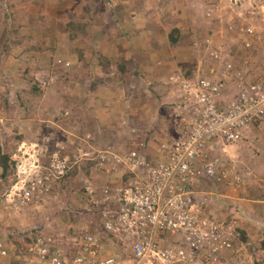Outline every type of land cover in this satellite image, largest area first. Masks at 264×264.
<instances>
[{"label":"rangeland","instance_id":"374dc122","mask_svg":"<svg viewBox=\"0 0 264 264\" xmlns=\"http://www.w3.org/2000/svg\"><path fill=\"white\" fill-rule=\"evenodd\" d=\"M228 63L264 67V0H0V236L101 234L129 180L118 159L166 156L193 113L181 78ZM246 136L214 146L217 177L196 189L223 260L264 264V122ZM55 150L68 175L15 199L31 154Z\"/></svg>","mask_w":264,"mask_h":264},{"label":"built area","instance_id":"2783aa9c","mask_svg":"<svg viewBox=\"0 0 264 264\" xmlns=\"http://www.w3.org/2000/svg\"><path fill=\"white\" fill-rule=\"evenodd\" d=\"M233 66L212 67V76L181 78L185 98L194 103L192 115L162 159L136 151L118 159L129 169V180L114 208L102 215L101 234L74 233L65 243L40 233L33 242L0 236V264H229L220 249L230 247V239L196 187L217 177L215 145L235 144L264 122V67L256 74L250 65ZM31 158L32 171L21 169L23 177L13 186L15 199L39 197L50 177L64 178L71 169L59 151L47 162L40 154ZM111 243L121 249L109 252Z\"/></svg>","mask_w":264,"mask_h":264},{"label":"trees","instance_id":"16d2710c","mask_svg":"<svg viewBox=\"0 0 264 264\" xmlns=\"http://www.w3.org/2000/svg\"><path fill=\"white\" fill-rule=\"evenodd\" d=\"M172 40L175 41L176 38H175V40H174V39H172ZM106 61H108V60H106ZM90 231H91V230H90ZM92 231H93V230H92ZM74 232H75V231H73L72 234H74ZM77 232H78V231H77ZM35 234H36V231H34V233L31 234L32 236H26V240H27L28 242H29V241H30V242H31V241L33 242V241H34L33 239L35 238ZM19 244H20V243H19ZM19 246H20V248H21V247H22V244H20Z\"/></svg>","mask_w":264,"mask_h":264},{"label":"clouds","instance_id":"9594fccd","mask_svg":"<svg viewBox=\"0 0 264 264\" xmlns=\"http://www.w3.org/2000/svg\"><path fill=\"white\" fill-rule=\"evenodd\" d=\"M55 151H58V150H55ZM59 153H60V152H59ZM50 154H51V153H49L48 156H49ZM60 154H61L62 157H64V156L62 155V153H60ZM47 158H48V157H47ZM64 158H66V157H64Z\"/></svg>","mask_w":264,"mask_h":264},{"label":"crops","instance_id":"0c3cea01","mask_svg":"<svg viewBox=\"0 0 264 264\" xmlns=\"http://www.w3.org/2000/svg\"><path fill=\"white\" fill-rule=\"evenodd\" d=\"M242 229H245L246 231H248V229H247V228H244V227H242Z\"/></svg>","mask_w":264,"mask_h":264}]
</instances>
